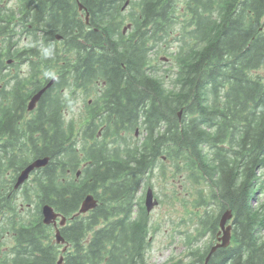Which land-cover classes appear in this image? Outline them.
<instances>
[{"label": "trees", "instance_id": "obj_1", "mask_svg": "<svg viewBox=\"0 0 264 264\" xmlns=\"http://www.w3.org/2000/svg\"><path fill=\"white\" fill-rule=\"evenodd\" d=\"M78 1L89 24L77 0H21L19 11L0 13L4 34L7 20L14 22L9 47L18 44L20 22L32 68L58 69L57 92L43 93L37 113L25 118L6 110L0 117V264H57L60 256V264H147L150 225L137 191L147 172L158 167L165 176L169 163L197 185L193 206L207 208L197 230L213 237L221 214L232 212L231 242L206 264H264V203L251 202L264 187V84L257 73L264 67V0H183L181 32L191 42L176 37L172 71L161 74L152 70L161 51L151 54L150 41H161L178 19L175 0H132L126 35L119 11L124 0ZM97 81L102 90L89 109L86 104L82 121H66V93L58 88ZM137 127L142 138L128 140ZM45 156L29 184L13 191L12 172ZM87 194L96 207L69 219ZM8 195L31 205L26 216ZM43 204L67 218L63 244L43 223ZM183 234L188 245L197 241ZM207 250L186 253L203 264ZM180 258L163 264H182Z\"/></svg>", "mask_w": 264, "mask_h": 264}, {"label": "rangeland", "instance_id": "obj_2", "mask_svg": "<svg viewBox=\"0 0 264 264\" xmlns=\"http://www.w3.org/2000/svg\"><path fill=\"white\" fill-rule=\"evenodd\" d=\"M182 1L175 0L176 8L173 11V14L178 17V19L173 20V24L167 29V33L163 35L161 41L154 42L151 40L152 47L150 52H155L157 50L161 51L157 53L154 62V68L152 70L156 71L159 69L158 74L164 73V70L172 71L174 63V58L170 54L178 47V42L176 37L188 40L190 43V35H184L182 31L181 16L182 10ZM11 3H17L16 0H11ZM133 9V7H132ZM124 23H127L125 21ZM189 26L185 27L187 31ZM21 40L19 42L22 45L26 37L20 36ZM155 54H153L154 57ZM154 59V58H153ZM172 66V67H171ZM157 68V69H156ZM171 68V69H170ZM22 73L25 75L29 72L28 66H22ZM156 69V70H155ZM257 73L261 76H264V67L258 69ZM172 73L168 72L167 76L164 78L165 84L167 87H170L172 84ZM264 82V77H263ZM92 97L91 95H86L85 97L79 96L78 102L75 98H72L67 103L66 109V121L68 119H74L76 122H81L80 119L83 114L85 115V110L87 107L84 105L87 103V99ZM128 140H139L142 138V133L140 128L138 131L130 132ZM134 138V139H133ZM162 158V157H161ZM165 160V157L162 158ZM166 163H169V160H166ZM173 166L169 163V166H166L165 176L161 175V170L158 167H154L152 171L147 172L143 179L142 183L139 186L137 191V202H144V196L147 186H151L154 192V196L157 198V204L149 210L148 219L150 229L147 237L149 238V243L146 247V261L147 264H163L167 262L168 259L173 258L172 261L180 258L182 264H196L192 262L193 258L190 254H187V248H204L208 247L214 242L212 235L209 233H202V231L197 230L198 219L200 216H203L204 209H207L202 205L200 208H195L193 205V198L197 196V185L192 183L190 179L187 178L186 173L180 172L179 174L173 172ZM261 180H264V174L261 177ZM205 190L208 189V186H202ZM20 200L18 201L19 204ZM136 202V209H139L138 203ZM253 205H259L264 203V187L260 190H257L255 196L251 200ZM143 204V203H142ZM31 206V205H30ZM30 206H24L20 209V213L23 216H26ZM210 209L214 208V204L210 205ZM31 212V211H29ZM186 231L190 235L191 239L197 237V241H193L190 245L187 244L183 232ZM197 232V233H196ZM9 236L4 235L1 240L7 239ZM202 250V249H201Z\"/></svg>", "mask_w": 264, "mask_h": 264}, {"label": "flooded vegetation", "instance_id": "obj_3", "mask_svg": "<svg viewBox=\"0 0 264 264\" xmlns=\"http://www.w3.org/2000/svg\"><path fill=\"white\" fill-rule=\"evenodd\" d=\"M128 1L129 0H124L123 3L121 4L120 8H119L120 15H122V17L124 19H129L130 12H132V10H133L132 6L130 5V2H128ZM184 1H190V0H184ZM13 8H14V4L11 3V0H0V13L4 12V11H12ZM17 9L19 11V8H17ZM135 11L138 12L139 8L138 9L135 8ZM80 15L82 16L81 12H80ZM1 21L2 20L0 19V22ZM127 22H128L127 23L128 28H131L130 20ZM7 23H8V26H6V28H5V29H7L6 34L3 33V29L0 27V117H3L6 115V110H9V112L11 114H13L15 117H18L19 115L25 117L27 115L37 113L38 108H40L39 106L41 104V96L43 95V93L45 91L48 90V91H51L52 93L57 92V88L52 86V85L54 84L55 79L58 75V69H56V68L50 69V73H52V75H48V76L49 77L55 76V77H51L49 79V81H51V83L42 92V94L39 96V98L37 99L33 109L27 110V104H28V101L31 98L32 94L35 93L37 90H39L42 86H44L45 83L48 81V80L46 81L44 79L45 78L44 75L47 73V71H46L44 65H42V67H40V68H32V66L30 64V57L24 55L25 52L27 51V46L16 44V45H11L9 47L6 40H7V36H9L8 32L10 34H12V31H13L12 30V25H13L12 18H9L7 20ZM1 24L2 23H0V26H1ZM18 24H20V23L18 22ZM18 27H19V29H17V31H16L17 33L20 32L22 24L18 25ZM125 28H126V26L122 24V34H124V35L126 34ZM259 29L260 30L264 29V20L262 21V24L259 27ZM25 31L26 30H24L23 32H25ZM3 39H4V41H3ZM41 49H42V51L44 50L43 47ZM13 51H14V53H13ZM14 54L16 56L15 59H14ZM19 57H21V60H19ZM25 65L28 66L29 72L24 75L22 73L21 67L25 66ZM100 83L101 82L97 81V82H95L94 85L87 86V87L75 86V87H72L71 89H68V88H58V89H59L60 93L63 92L64 89H66V93L68 92L67 95L70 94V97H71L70 99L75 98L76 102H78V99H80L79 96H81L83 98L86 95H91L92 97H89L87 99V102L91 106L93 104V102L97 101V97L99 96V94L102 90V85ZM35 84H37V87H35ZM263 84H264V82H263ZM19 92H25L27 94H28V92H30V94L27 96L26 100H24V99L20 100V99L16 98V93H19ZM17 100H19V101H17ZM16 102H19V104H18L19 107H17V108H15V106L13 105ZM20 103L24 104V107H25L24 109H22V105ZM90 106L88 107V109L90 108ZM64 108L67 109L66 106ZM1 143L2 142L0 140V144ZM35 170H37V169H35ZM35 170H32L31 173L29 174L28 178L24 182H22L18 187L14 186L15 181H16V180H14V182L11 185L12 190L15 191L16 193H20L22 191V189L29 184L30 179L33 177L32 173H34ZM18 173H19V171L12 172L13 178H16ZM147 187H149V186H147ZM8 197H10V196L8 195ZM12 199H14V200L18 199L19 200L20 197L18 198V195L17 196L11 195L10 201ZM18 200H17V202H18ZM25 205L29 206L30 204L27 202H25L24 204L22 202H19L20 209L24 208ZM230 222H231V234H232L233 221H230ZM217 231H219V229L216 230L214 236L212 237L214 242L212 244H210L209 249L213 244L217 243V238L220 235L217 233ZM208 250H207V252H208ZM215 251L213 253H215Z\"/></svg>", "mask_w": 264, "mask_h": 264}, {"label": "water", "instance_id": "obj_4", "mask_svg": "<svg viewBox=\"0 0 264 264\" xmlns=\"http://www.w3.org/2000/svg\"><path fill=\"white\" fill-rule=\"evenodd\" d=\"M79 8H82V5L79 4ZM87 18V14H86ZM43 89L39 90L37 93H35L31 100L29 101L28 108L31 109L34 106L35 101L38 99L40 94L42 93ZM180 113V112H179ZM49 157H40V158H35L32 161H30L18 174L16 182L14 184L15 187H18L22 182H24L28 176L29 173L34 170L35 168L42 167L48 162ZM145 206L147 211H149L153 205L157 204V199L153 198V193L150 188L147 189L146 195H145ZM97 204V200L94 198L92 194H87L82 202L80 203L79 209L77 212L74 213L73 216H76L80 213L86 212L92 208H94ZM41 213H42V221L45 224H53L55 228L54 232V237L55 241L58 243H63L64 238L60 233L59 228L57 227V218H59V225H64L66 221V217L62 216L60 213L56 212L53 207L49 204H43L41 208ZM72 216V217H73ZM71 217V218H72ZM232 217V213L230 209L225 210L220 219H219V231L217 232L219 237L217 238V243L212 245L211 248L209 249L205 262L209 259L210 255L220 247H226L229 242H230V237H231V224L227 223V221ZM63 250H65V247H63ZM62 261V256L59 257L57 264H60Z\"/></svg>", "mask_w": 264, "mask_h": 264}, {"label": "clouds", "instance_id": "obj_5", "mask_svg": "<svg viewBox=\"0 0 264 264\" xmlns=\"http://www.w3.org/2000/svg\"><path fill=\"white\" fill-rule=\"evenodd\" d=\"M51 54V52L50 51H46L45 52V55H50ZM47 75H52V73H46Z\"/></svg>", "mask_w": 264, "mask_h": 264}]
</instances>
